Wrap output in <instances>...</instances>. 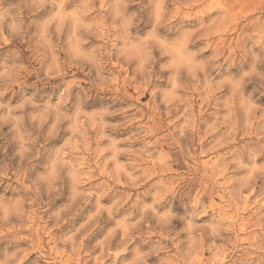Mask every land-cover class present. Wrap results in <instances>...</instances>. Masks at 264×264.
I'll list each match as a JSON object with an SVG mask.
<instances>
[{"label":"rangeland","instance_id":"obj_1","mask_svg":"<svg viewBox=\"0 0 264 264\" xmlns=\"http://www.w3.org/2000/svg\"><path fill=\"white\" fill-rule=\"evenodd\" d=\"M84 2L90 5L84 18L90 34L82 47L94 58L107 59L102 54L113 44H125L114 39L110 27L114 0ZM80 3L65 0V11ZM128 11L141 18L129 30L131 62L113 56L108 65L115 92L93 90L86 115L64 113L70 119L55 128L54 117L43 118V106L57 104L65 92L89 87L98 76L94 62L79 70L65 66L61 45L75 29L54 21L49 32L55 51L40 49L39 62L27 37L24 43L0 38V72L13 63L24 66L16 83L0 80V103L6 105L0 108V259L15 254L17 264H112L113 258L125 264L139 245L153 253L148 264H264L260 83L234 88L224 79L229 69L221 56V66L201 88L203 73L196 65L179 63V49L173 53L176 68L163 66L162 76L149 75L145 82L133 71L137 61L149 62V51L153 59L158 55L151 48L158 37L171 39L181 32L208 62L238 34L251 46L264 22V0H139ZM53 14L46 5L32 18L46 21ZM36 32L35 25L28 29L29 35ZM12 49L21 51L18 60L6 59ZM251 62L248 57L230 71L239 77ZM160 67L156 63L153 72ZM28 98L33 104L17 108ZM21 114L23 130L39 124L45 136L38 138L40 151L31 166L23 162L24 142L15 131V117ZM70 156L76 182L56 181L58 194L49 197L42 189L41 198L32 200L31 184L41 174L54 175ZM177 234L174 247L170 240Z\"/></svg>","mask_w":264,"mask_h":264},{"label":"clouds","instance_id":"obj_2","mask_svg":"<svg viewBox=\"0 0 264 264\" xmlns=\"http://www.w3.org/2000/svg\"><path fill=\"white\" fill-rule=\"evenodd\" d=\"M136 3H139V0H114L116 11L113 17V23L110 27H112L115 32L114 39L123 40L125 44L123 47L113 44L112 48L102 54L103 56H107V59H102L98 57L94 58L91 51L82 47L86 37L90 34V26L85 23L84 19L90 5L85 3L84 0H81V3L71 11H65V0H0V38L6 43H12L13 41L24 43L25 37H27L28 48L33 53V59L39 62L40 58L43 56L40 49L43 48L46 51L51 50L53 53L55 51L50 44L52 34L49 32V27L54 21L61 26L64 25L65 22H68L75 31L71 33L72 39L66 40L65 43L61 45L68 61L65 66L68 67L70 65L79 70L82 66H87L89 63L94 62L96 64L98 76L96 79L90 80L89 87L72 92L70 95L65 92L57 104L43 106V118L46 120L48 116L54 117L55 123L52 125L53 128L62 124L64 120L70 119V117L65 116L64 113L79 111L81 114L86 115L84 109L90 106L94 94L98 93L101 89L115 92L108 65L112 62L113 56H115L117 61L123 59L126 63L131 62L127 55L129 36L131 35L129 30L134 24L139 23L141 17L136 12H129L128 8L130 5ZM46 5L52 6L54 14L46 21L33 19L32 14L38 12ZM108 7V4L104 5L105 9ZM150 22L149 20L148 23ZM33 25H35L37 32L29 35L28 29ZM6 30L8 32L7 36L4 35ZM255 35L259 38L253 40L251 46H247V42L244 41L243 36L238 34V38L226 49L219 51L216 60L212 62L205 61L197 50L189 47L193 41L192 38L184 32H181L171 39L168 37H158L151 45V48L155 49L158 55L153 59L152 52L149 51V62L145 63L143 60L137 61L133 71L137 74H142L145 77V82H147L149 75L155 74L162 76L164 74L163 66L172 69L176 68L178 61L173 53L174 50L179 49L183 53V59L179 63H182L184 67L196 65L199 71L203 73L202 83L200 85L201 88L203 87V83L207 82L211 73L221 66L222 62L219 58L223 56V62H228L229 69L228 75L224 77V79L230 85L240 90L244 87L246 82L257 80L261 88L264 89V22L261 23L259 31ZM33 36L37 37L35 44H33ZM57 42L59 43L58 40ZM2 47L3 44H0V48ZM257 48L259 49L258 53L254 51V49ZM225 52L227 53L226 55ZM21 55L22 53L19 49H12L8 52L6 59L18 60ZM248 57L252 58L249 70L242 72L239 77H235L230 69L241 64V62ZM156 63H159L161 67L154 73L153 67ZM23 70V64L13 63L10 68L6 67L5 71L0 72V80L14 84L19 80ZM34 71H39V69H34ZM106 73H108L107 78H105ZM93 90H95V93ZM2 95L3 93L0 92V96ZM261 95H264V91H261ZM116 99H119V97L117 96ZM235 99L238 100L239 95ZM113 103H115V100ZM26 104H33L32 99H26L23 104L18 105L17 108L22 109ZM3 107H6V105L0 103V108ZM33 107L40 108L41 106L33 105ZM9 111H14V109H10ZM261 118L264 119V116ZM4 119L7 118L5 117ZM32 119L35 121L40 119V117H33ZM15 121L17 139L24 142L21 145L23 162L31 166L32 162L39 155L40 150L36 145L38 143V138L45 139L44 132L40 130L39 124H33L30 131L23 130V114L15 117ZM42 122L43 121H41V123ZM64 127H67V125L64 124ZM3 150L4 146L0 145V151ZM54 172V175L52 172L41 174L27 189L32 200L38 201L41 198L42 189H46L49 197L58 194L56 181L67 182L69 185L76 182L77 169L72 163L71 156L68 160L63 161L62 164H58ZM71 199L75 201L76 196H72ZM178 235L179 234L171 237L170 242L174 247L179 243L177 239ZM130 243L131 240L126 241L124 247L127 249V245ZM131 251L132 258L127 260L125 264H137V261H139V264H148V257L153 254L151 251H143L139 245L133 247ZM0 264H17L15 254L8 256L6 259H0ZM112 264H115V258H113ZM177 264H179V261H177Z\"/></svg>","mask_w":264,"mask_h":264}]
</instances>
